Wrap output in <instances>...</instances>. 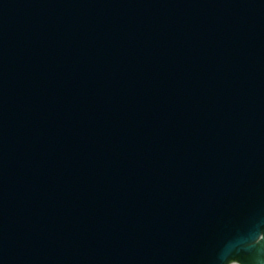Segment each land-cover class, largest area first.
<instances>
[{"label":"water","instance_id":"1","mask_svg":"<svg viewBox=\"0 0 264 264\" xmlns=\"http://www.w3.org/2000/svg\"><path fill=\"white\" fill-rule=\"evenodd\" d=\"M0 264H264V0H0Z\"/></svg>","mask_w":264,"mask_h":264}]
</instances>
